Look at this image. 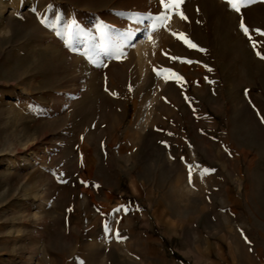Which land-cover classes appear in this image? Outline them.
I'll list each match as a JSON object with an SVG mask.
<instances>
[{"label":"rangeland","instance_id":"rangeland-1","mask_svg":"<svg viewBox=\"0 0 264 264\" xmlns=\"http://www.w3.org/2000/svg\"><path fill=\"white\" fill-rule=\"evenodd\" d=\"M8 1L0 0V264H76V240L94 233L131 181L140 195L127 203L149 208L152 131L171 125L175 157H199L200 120L222 102L225 82L261 90L264 36L252 30L264 31V0L239 13L226 0H186L188 19L173 14L155 32L147 17L162 11L159 0ZM114 44H123L119 58ZM130 125L140 150L125 154L120 184L116 144Z\"/></svg>","mask_w":264,"mask_h":264},{"label":"crops","instance_id":"crops-1","mask_svg":"<svg viewBox=\"0 0 264 264\" xmlns=\"http://www.w3.org/2000/svg\"><path fill=\"white\" fill-rule=\"evenodd\" d=\"M57 10V6L51 9L53 21ZM87 36L78 37L88 43ZM261 84V90L251 91L243 79L235 86L225 82L222 102L214 111H204L200 120L199 157L192 151V155L175 157L171 125L152 131L157 151L150 164L153 197L149 208L127 203V195H140L139 186L131 181L129 193L125 190L116 206H104L105 216L96 223L94 233L76 240L71 261L264 264V75ZM139 145L137 126L125 128L116 144V153L123 157L117 168L120 184L127 175L125 154L134 157ZM86 165L92 170L95 160L88 158ZM105 223L111 231L105 230ZM56 245L54 255L60 259L61 244Z\"/></svg>","mask_w":264,"mask_h":264},{"label":"snow or ice","instance_id":"snow-or-ice-1","mask_svg":"<svg viewBox=\"0 0 264 264\" xmlns=\"http://www.w3.org/2000/svg\"><path fill=\"white\" fill-rule=\"evenodd\" d=\"M255 0H226V3L237 13L241 11V5L247 6L251 3H254ZM159 3L161 5L162 11H160L158 14L152 15L149 14L147 19L151 20V23L148 25V27L152 30V32H155L158 30V28L166 27L167 23L170 21L171 16L173 14H176L179 16L180 19L182 20H187V16L185 15L182 6L186 4V0H159ZM137 17H139V13L135 14ZM240 29L241 31L247 36L249 41L252 44L253 49H257L259 46V41L254 40L252 36L249 34V28L245 25L243 17H241V22H240ZM138 30V29H137ZM252 31H255L258 35L264 36V31H261L260 29H254ZM174 36H177L178 34L173 33ZM120 37H123L124 39H129L132 36V32H122L119 34ZM180 38H182L183 42L185 43L186 46L192 47V48H197L198 46L192 43L189 39H187L186 34H179ZM114 41L116 38H113ZM115 50L119 53V55L116 58H119V56L123 55V44H114ZM203 51V49H199ZM105 53L107 54V50H104ZM256 55L264 59V55H262L259 51L256 52ZM171 59L176 60L179 58L176 57H171ZM189 62L190 61H185ZM157 76H161L164 71L170 72L171 70H156ZM178 79H182L181 77H178ZM131 90V89H130ZM261 122L264 123V117L261 118ZM209 170L208 169H203L204 173H207ZM189 183H191V178L189 179ZM116 212H119L120 209L114 210ZM106 231H111L109 228L108 224L105 223L104 225ZM117 238L119 237V233H116Z\"/></svg>","mask_w":264,"mask_h":264}]
</instances>
